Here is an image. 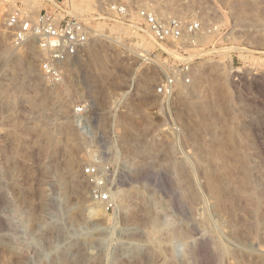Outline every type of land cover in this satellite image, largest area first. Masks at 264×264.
<instances>
[{
    "label": "rangeland",
    "instance_id": "1",
    "mask_svg": "<svg viewBox=\"0 0 264 264\" xmlns=\"http://www.w3.org/2000/svg\"><path fill=\"white\" fill-rule=\"evenodd\" d=\"M113 1L67 0L92 35L62 83L42 73L53 93L39 109L21 95L44 92L19 67L20 53L38 49L14 47L5 18L15 6L35 15L46 0H0L10 50L0 55V264H264V0L154 1L165 17L220 29L183 56L115 18ZM177 59L191 65V81L162 99L160 67ZM93 60L101 80L87 75ZM13 89L16 104L5 98ZM219 97L232 101L231 115L215 108ZM43 127L53 133L47 148ZM89 167L97 174L87 177Z\"/></svg>",
    "mask_w": 264,
    "mask_h": 264
},
{
    "label": "built area",
    "instance_id": "2",
    "mask_svg": "<svg viewBox=\"0 0 264 264\" xmlns=\"http://www.w3.org/2000/svg\"><path fill=\"white\" fill-rule=\"evenodd\" d=\"M154 1L156 2L142 0L137 3L132 0H115L108 8L119 21L139 32L148 33L156 43L174 44L177 53L182 56L186 54L187 46L195 47L203 36L220 33L216 25H204L200 20L160 15ZM66 3L67 0H46V6L35 15L20 6H15L7 12L5 18V27L11 33L14 47L22 48L29 42L36 44L40 54L41 71L50 84H59L63 81L65 64L84 51L92 35L90 24L72 13ZM151 53L154 52L148 54ZM145 60L153 61L148 57H145ZM160 68L161 81L155 92L162 99L172 97L179 84L191 81L192 68L187 61H165ZM234 72L240 73L236 70ZM235 80L239 81L238 76H235ZM74 112L83 120L86 107L77 106ZM96 174L97 171L93 167L85 170L87 177ZM99 197L107 203V209L112 207L108 194L100 193Z\"/></svg>",
    "mask_w": 264,
    "mask_h": 264
},
{
    "label": "bare ground",
    "instance_id": "3",
    "mask_svg": "<svg viewBox=\"0 0 264 264\" xmlns=\"http://www.w3.org/2000/svg\"><path fill=\"white\" fill-rule=\"evenodd\" d=\"M161 7V6H160ZM160 12V10H159ZM161 15V13H160ZM8 41V36L6 33L4 32H0V55H5V54H8L9 53V45L7 43ZM27 44V43H26ZM33 45V44H32ZM21 49V48H20ZM38 55H40L38 53ZM37 54H35V52L33 51V49H29V51L23 55L22 53L19 54V59L22 61V64H20V68L24 69L25 73L27 76H30V77H35V80H33L32 82V85H33V89L35 91V93H39L40 91L43 90L44 92V96H41L42 98L39 99V101L32 95H26L25 93H23V95H21V97L25 100H28L30 102H32L33 105L37 106V108L39 107V109H42V108H45V106H47L49 104V101H46L48 99V95L52 94L53 93V90H49V88H41V82H40V78L42 77V72L41 70L40 71H37V68L35 66V59L37 58L38 56ZM7 56V55H6ZM4 57V56H3ZM98 57V56H97ZM99 59V58H98ZM102 59V58H101ZM65 66H67V73L68 74H72L73 73V69L72 67H70L71 65L68 64V62L65 64ZM102 66V64H101ZM18 67V66H17ZM99 64L97 63V61L93 60L89 66H88V69H87V75H89V78L90 77H94V78H99ZM147 78V77H146ZM95 80V79H94ZM98 80H101V77L100 79ZM149 80V79H147ZM62 83V82H60ZM59 83V84H60ZM150 84V83H149ZM184 85V84H183ZM16 86V85H15ZM46 87V86H45ZM17 88V87H15ZM20 88V87H19ZM11 89V87H10ZM53 89V88H52ZM18 90V88H17ZM8 93H5L6 95V99L12 103L11 100H13L14 104H16V100L18 101L19 99L17 98L18 96L16 95L17 93L16 90L13 89V92H10V91H7ZM23 92V91H22ZM221 95V94H219ZM48 96V97H47ZM20 97V96H19ZM59 97V96H58ZM227 97V96H226ZM228 99V98H227ZM225 98H222V97H219V100L217 101L216 103V107L215 108H218L220 111H224L226 113H230V115L232 114V108L231 106L234 105L232 103V101L230 102V100H227ZM48 103V104H47ZM198 103V102H197ZM232 103V105H231ZM201 103L199 102V105ZM206 104V103H205ZM204 104V106H205ZM50 105V104H49ZM195 105V103H194ZM198 105V106H199ZM203 105V102L202 104ZM67 101L64 99V98H61L60 100H58L57 102V111L59 114L61 115H65L67 114V111H68V107H67ZM196 107V106H195ZM194 107V108H195ZM225 113V114H226ZM70 124V123H69ZM68 124V125H69ZM67 127V126H66ZM34 130V129H33ZM40 134L43 136L46 137V145L45 147H49L50 145V142L52 141V132H49V130H47L46 128H40ZM38 131V130H36ZM39 132V131H38ZM74 132V131H73ZM72 132V129L70 126H68L66 128V141H65V147H68V148H74L76 147V143L74 141V134ZM59 143V140L58 139H55V146H57ZM137 150H142L144 147L143 144H137ZM135 150V149H134ZM76 161L71 159L68 163V170H69V174L71 176V181H76V177H77V170L75 169L76 168ZM70 180V179H69ZM77 184V183H76ZM77 189V191H79V193H84L85 192V188L84 187H81L79 184L76 185L75 187Z\"/></svg>",
    "mask_w": 264,
    "mask_h": 264
}]
</instances>
